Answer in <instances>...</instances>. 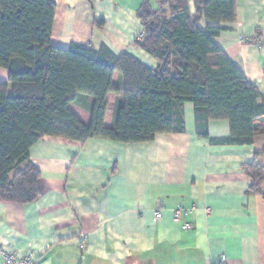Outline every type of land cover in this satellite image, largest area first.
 <instances>
[{
  "label": "crops",
  "instance_id": "0c3cea01",
  "mask_svg": "<svg viewBox=\"0 0 264 264\" xmlns=\"http://www.w3.org/2000/svg\"><path fill=\"white\" fill-rule=\"evenodd\" d=\"M53 1V46L106 47L151 69L159 66L135 45L144 0ZM189 5L194 13L195 0ZM237 10L234 24L200 27L225 29L213 42L264 98V49L256 44L264 39V0H237ZM0 83L8 84L2 68ZM120 83L115 73L113 88ZM107 100L105 126L113 128L123 97L110 94ZM91 105L89 97L80 96L69 109L89 126ZM183 116V134H158L149 143L39 141L29 161L41 173L40 197L27 205L0 202V244L18 254L33 251L38 264H216L223 255L227 264H264V181L258 193L250 192L244 168L253 163L264 168V155L255 156L264 151V133L252 146L221 144L231 138L228 121H212L209 139H202L191 103L184 105ZM181 205L193 212L175 221ZM185 223L192 228L184 230Z\"/></svg>",
  "mask_w": 264,
  "mask_h": 264
},
{
  "label": "trees",
  "instance_id": "16d2710c",
  "mask_svg": "<svg viewBox=\"0 0 264 264\" xmlns=\"http://www.w3.org/2000/svg\"><path fill=\"white\" fill-rule=\"evenodd\" d=\"M158 2L152 10L144 0L137 11L146 37L135 45L159 62L151 69L106 47L53 46V0H0V68L8 72V84L0 83V202L27 205L40 197L41 173L29 160L31 148L45 137L149 143L158 134L185 132L187 103L194 106L202 139H209L212 121L230 123L231 138L221 144L252 146L264 133V98L212 40L225 29L200 27L234 24L237 0H195L194 13L189 0ZM115 73L121 76L118 89ZM110 94L123 97L113 128L105 126ZM80 96L92 100L89 126L69 109ZM261 155L264 151L255 153ZM244 168L250 192L258 193L264 168L256 163Z\"/></svg>",
  "mask_w": 264,
  "mask_h": 264
},
{
  "label": "built area",
  "instance_id": "2783aa9c",
  "mask_svg": "<svg viewBox=\"0 0 264 264\" xmlns=\"http://www.w3.org/2000/svg\"><path fill=\"white\" fill-rule=\"evenodd\" d=\"M146 37L144 29H142L137 34V40L143 41ZM256 44L264 49V39H258ZM193 212L192 209L186 208L185 206H179L174 211V220L181 221L185 215H191ZM156 218L160 219L162 213L160 210L155 212ZM192 225L190 223H185L183 225L184 230H190ZM79 248L82 253L86 251L87 248V237L82 235L79 240ZM0 264H38L36 255L33 251L27 252L25 254H18L15 251H6L3 246L0 244ZM216 264H227V256L223 255Z\"/></svg>",
  "mask_w": 264,
  "mask_h": 264
},
{
  "label": "rangeland",
  "instance_id": "374dc122",
  "mask_svg": "<svg viewBox=\"0 0 264 264\" xmlns=\"http://www.w3.org/2000/svg\"><path fill=\"white\" fill-rule=\"evenodd\" d=\"M158 0H150V7L152 8V10H155L158 8ZM154 4L156 5V8L154 9ZM144 29V27H143Z\"/></svg>",
  "mask_w": 264,
  "mask_h": 264
}]
</instances>
